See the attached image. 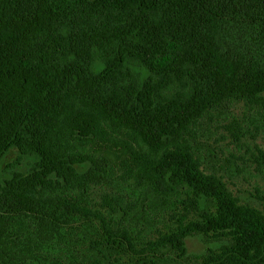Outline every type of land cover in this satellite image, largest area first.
<instances>
[{
	"label": "trees",
	"instance_id": "obj_1",
	"mask_svg": "<svg viewBox=\"0 0 264 264\" xmlns=\"http://www.w3.org/2000/svg\"><path fill=\"white\" fill-rule=\"evenodd\" d=\"M241 105L264 131V0H0V264H163L195 235L226 242L203 264H264L208 142ZM101 125L142 151L133 183L74 145Z\"/></svg>",
	"mask_w": 264,
	"mask_h": 264
},
{
	"label": "rangeland",
	"instance_id": "obj_2",
	"mask_svg": "<svg viewBox=\"0 0 264 264\" xmlns=\"http://www.w3.org/2000/svg\"><path fill=\"white\" fill-rule=\"evenodd\" d=\"M76 137L74 145L78 148H85L90 152L110 150L119 164L120 173L128 181L133 183L141 174L142 151L128 136L118 134L111 128L101 125L95 134L89 135L88 138ZM208 142L214 153L222 159L220 164H214L219 173L217 178L225 182L229 190L241 200L240 205L262 211L264 209V199L262 200L264 197V166L261 161L258 162L256 157L258 150H264V131L250 124L245 107L238 106L230 118L222 122H214ZM17 157L16 151L9 153L4 160L0 161V170L5 169L6 165L12 163ZM29 162V159L23 160L19 168L27 169ZM105 194L108 193L104 189L94 190V201L101 202L100 197ZM199 202L203 205L202 200ZM176 214L183 216L185 212L183 208H179ZM224 244L226 242H207L201 235H195L187 240L185 254L175 255L167 249H161L165 254L163 264H203L202 258L209 249L218 250Z\"/></svg>",
	"mask_w": 264,
	"mask_h": 264
}]
</instances>
